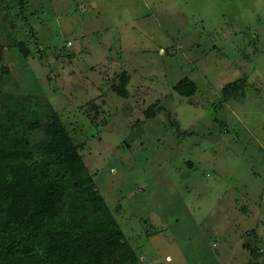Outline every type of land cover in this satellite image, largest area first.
<instances>
[{
  "label": "rangeland",
  "instance_id": "rangeland-1",
  "mask_svg": "<svg viewBox=\"0 0 264 264\" xmlns=\"http://www.w3.org/2000/svg\"><path fill=\"white\" fill-rule=\"evenodd\" d=\"M7 95L60 115L144 264H264V0H0Z\"/></svg>",
  "mask_w": 264,
  "mask_h": 264
},
{
  "label": "trees",
  "instance_id": "trees-1",
  "mask_svg": "<svg viewBox=\"0 0 264 264\" xmlns=\"http://www.w3.org/2000/svg\"><path fill=\"white\" fill-rule=\"evenodd\" d=\"M15 46L28 57L20 43ZM129 80L125 72L118 75L112 93L127 99ZM246 85L245 76L226 84L218 104L244 100ZM173 89L183 98L198 91L188 78ZM30 98L5 96L0 114V264H144L97 190L60 115L44 97L34 105ZM161 110L151 106L144 117L153 119ZM37 133L41 137L33 141Z\"/></svg>",
  "mask_w": 264,
  "mask_h": 264
}]
</instances>
